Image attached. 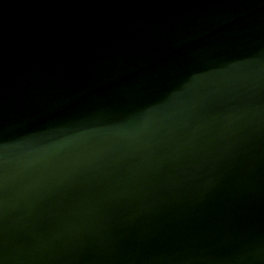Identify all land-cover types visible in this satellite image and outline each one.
<instances>
[{
    "label": "water",
    "instance_id": "obj_1",
    "mask_svg": "<svg viewBox=\"0 0 264 264\" xmlns=\"http://www.w3.org/2000/svg\"><path fill=\"white\" fill-rule=\"evenodd\" d=\"M0 264H264V0H0Z\"/></svg>",
    "mask_w": 264,
    "mask_h": 264
}]
</instances>
